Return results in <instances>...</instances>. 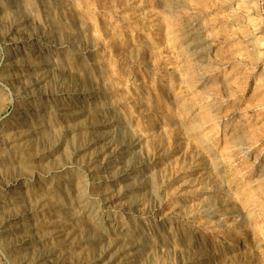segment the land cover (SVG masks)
Instances as JSON below:
<instances>
[{
  "label": "rangeland",
  "instance_id": "rangeland-1",
  "mask_svg": "<svg viewBox=\"0 0 264 264\" xmlns=\"http://www.w3.org/2000/svg\"><path fill=\"white\" fill-rule=\"evenodd\" d=\"M0 6V176L27 175L22 220L37 219L33 233L51 260L264 264V0ZM37 71L47 78L35 82ZM26 85L44 97L28 99ZM79 109L83 118L71 115ZM37 123L57 141L50 152L10 139L11 127ZM19 238H0V264H18Z\"/></svg>",
  "mask_w": 264,
  "mask_h": 264
},
{
  "label": "bare ground",
  "instance_id": "bare-ground-1",
  "mask_svg": "<svg viewBox=\"0 0 264 264\" xmlns=\"http://www.w3.org/2000/svg\"><path fill=\"white\" fill-rule=\"evenodd\" d=\"M27 1H30V0H27ZM28 3H31V2H28ZM10 4V3H9ZM110 4V3H109ZM30 5V4H29ZM24 6V5H23ZM0 8H1V6H0ZM3 8V7H2ZM8 9V8H7ZM13 9V8H12ZM23 9V8H22ZM27 9V8H26ZM30 9V8H29ZM48 9H49V7H48ZM3 10V9H2ZM25 10V9H24ZM131 10V9H130ZM191 11V10H190ZM4 12H6V10L4 11ZM8 12H9V10H8ZM50 13V12H49ZM133 13V12H132ZM2 14V13H1ZM1 14H0V16H1ZM45 15H47V14H45ZM54 16V15H53ZM3 17V16H2ZM16 17V16H15ZM46 17V16H45ZM13 18V17H12ZM54 18V17H53ZM1 19V18H0ZM17 19H22L20 16H19V18L17 17ZM161 19H162V17H161ZM18 20V21H19ZM53 20V19H52ZM21 21V20H20ZM176 21V20H175ZM5 22H7V21H5ZM10 22V21H9ZM23 23V22H22ZM45 23V22H44ZM52 23V22H51ZM7 24V23H6ZM57 24V23H56ZM2 25V24H1ZM59 25V24H58ZM170 25V24H169ZM176 25V24H175ZM22 26V25H21ZM20 26V27H21ZM25 26V25H24ZM128 26V25H127ZM26 27V26H25ZM45 27V26H44ZM171 27V26H170ZM169 27V28H170ZM174 27V26H173ZM196 27V26H195ZM0 28H2V27H0ZM5 28V27H4ZM11 28H12V26H11ZM6 29V28H5ZM16 29V28H15ZM25 29V28H24ZM27 29V28H26ZM65 29V28H64ZM11 30V29H10ZM9 30V31H10ZM52 30V29H51ZM57 30V29H56ZM59 30H61V29H59ZM4 31H6V30H4ZM19 31V30H18ZM17 31V32H18ZM31 31V30H30ZM70 31V30H69ZM81 31V30H80ZM79 31V32H80ZM11 32V31H10ZM22 32L23 31H21V35H22ZM54 32V31H53ZM52 32V33H53ZM177 32V31H176ZM176 32H175V34H176ZM188 32V31H187ZM192 32V31H191ZM57 33V32H56ZM163 33V32H162ZM189 33V32H188ZM30 34V33H29ZM31 34H33V33H31ZM46 34H48V32L46 33ZM12 35H13V33H12ZM16 35V34H15ZM25 35V34H24ZM48 36V35H47ZM55 36V35H54ZM188 36V35H187ZM6 37V36H5ZM25 37V36H24ZM50 37V36H49ZM71 37V36H70ZM192 37V36H191ZM9 38V37H8ZM30 38V37H29ZM33 38V37H32ZM65 38V37H64ZM68 38V37H67ZM21 39V38H20ZM51 39V38H50ZM13 40V39H12ZM12 40H11V42H12ZM22 40V39H21ZM25 40V39H24ZM48 40V39H47ZM67 40V39H66ZM10 41V40H9ZM57 41V40H56ZM59 41V40H58ZM57 41V42H58ZM228 42V41H227ZM102 43H104V42H102ZM244 43V42H243ZM255 43V42H254ZM25 47V46H24ZM30 48V47H29ZM153 50V49H152ZM38 51V50H37ZM10 52V51H9ZM38 54V53H37ZM42 56V55H41ZM16 57V56H15ZM25 58H26V56H25ZM28 58V57H27ZM57 58V57H56ZM49 59V58H48ZM10 60V59H9ZM24 60V59H23ZM43 60H45V59H43ZM54 61L56 60V59H53ZM248 60V59H247ZM52 61V60H51ZM18 62V61H17ZM7 63V62H6ZM11 63V62H10ZM15 63V62H14ZM40 63V62H39ZM13 64V63H12ZM27 64V63H26ZM31 64V63H30ZM48 64H50V63H48ZM53 64V63H52ZM10 65V64H9ZM56 65H57V63H56ZM15 67V66H14ZM48 68V67H47ZM53 68V67H52ZM111 68V67H110ZM44 69V68H43ZM55 69H56V67H55ZM58 69V68H57ZM60 69H61V67H60ZM63 69V68H62ZM6 70V69H5ZM42 70V69H41ZM74 70V69H73ZM72 70V71H73ZM48 71V70H47ZM50 71V70H49ZM54 71V70H53ZM65 71V70H64ZM38 72V71H37ZM56 72H57V70H56ZM55 72V73H56ZM11 73V72H10ZM46 73L47 72H44V71H39L38 73H37V75L35 76L36 77V79H35V82H42V81H44L46 78H47V75H46ZM73 73V72H72ZM75 73V72H74ZM12 74V73H11ZM49 74H51V73H49ZM57 74V73H56ZM83 74V73H82ZM85 74V73H84ZM6 75V74H5ZM53 75H54V73H53ZM75 75V74H74ZM11 76V75H10ZM52 76V75H51ZM57 76V75H56ZM61 76V75H60ZM71 76V75H70ZM69 76V77H70ZM82 76V75H81ZM87 76V75H86ZM27 77V76H26ZM25 77V78H26ZM72 77V76H71ZM20 78L22 79L23 78V75L22 74H15V76L13 77V78H9V77H7L6 79L9 81V80H12V79H19L20 80ZM62 78V77H61ZM86 78V77H85ZM89 78V77H88ZM28 79V78H27ZM33 79V80H34ZM57 79H58V77H57ZM69 79V78H68ZM91 79V78H90ZM192 79V78H191ZM5 80V79H4ZM63 80V79H62ZM48 81V80H47ZM53 81H56V80H53ZM16 82V81H15ZM19 82V81H18ZM22 82V81H21ZM28 82V81H27ZM51 82V81H50ZM60 82V81H59ZM66 82V81H65ZM68 83V82H67ZM79 83H81V81L79 82ZM14 84V83H13ZM42 84V83H41ZM46 84H47V82H46ZM53 84V83H52ZM76 84V83H75ZM32 85V84H31ZM31 85H26V86H24V87H22L23 88V92H24V94H25V97H27L28 99H42V97H44V92H41V91H35V90H32V89H30V87H32ZM44 85V84H43ZM42 85V86H43ZM55 85V84H54ZM13 86V85H12ZM15 86V85H14ZM13 86V87H14ZM18 86V85H17ZM16 86V87H17ZM49 86H51L50 84H49ZM56 86V85H55ZM59 86V85H58ZM75 86V85H74ZM88 86V85H87ZM57 87V86H56ZM64 87V86H63ZM10 88V87H9ZM22 88H20V89H22ZM45 88H47V87H45ZM58 88V87H57ZM61 88V87H60ZM73 88H75V87H73ZM34 89H36V88H34ZM42 89V88H41ZM54 89V88H53ZM59 89V88H58ZM51 90H52V88H51ZM55 90V89H54ZM63 90V89H62ZM56 91H57V89H56ZM83 91V90H82ZM81 91V92H82ZM85 91V90H84ZM47 92H48V90H47ZM60 92V91H59ZM78 92H80L79 90H78ZM56 93V92H55ZM20 94V93H19ZM51 94V93H50ZM49 95V94H48ZM20 96V95H19ZM51 101V100H50ZM19 102H21L20 100H19ZM99 103V102H98ZM89 106V105H88ZM260 106V105H259ZM17 107V106H16ZM58 107V106H57ZM64 107V106H63ZM78 109V108H77ZM84 110H86V108L84 109ZM67 111H69V110H67ZM58 113H60V112H58ZM96 114V113H95ZM69 115V114H68ZM71 115L72 116H74L75 118H78V117H81L82 116V118H83V116H84V114H83V111H80V109L79 110H74L73 111V113H71ZM27 116V115H26ZM96 116H97V114H96ZM99 117V116H98ZM54 118V117H53ZM86 118V121H88V122H90L91 123V127L92 128H96V125L97 124H99V123H97L95 120H94V116H90V115H87V117H85ZM101 118V117H100ZM99 118V119H100ZM103 118V117H102ZM36 119V118H35ZM106 119V118H105ZM29 120V119H28ZM109 120V119H108ZM248 120V119H247ZM79 121V120H78ZM83 121V120H82ZM108 122V121H107ZM2 123V122H1ZM31 123V122H30ZM51 123V122H50ZM66 123V122H65ZM106 123V122H105ZM109 123V122H108ZM31 125V124H30ZM81 125V124H80ZM100 125V124H99ZM61 126V125H60ZM64 126V125H63ZM63 128V127H62ZM22 129V128H21ZM51 129V128H50ZM54 129V128H53ZM103 129V128H102ZM10 130L12 131L11 132V137L12 138H10V139H12L13 141H16V140H21V139H23V142L26 144V146L27 147H31L32 146V144L34 145V144H36L37 145V143L39 144V143H41V144H44V142H45V148H46V150L48 151V152H50L51 151V148L52 149H54V148H56L57 147V145L56 144H54V143H56L57 141L56 140H54V137H52L48 132L49 131H47V129L45 128V127H43L40 123H37V124H35V125H32V126H30V127H25V129H23V130H18L16 127H11L10 128ZM96 130V129H95ZM101 130V129H100ZM104 130V129H103ZM86 131V130H85ZM108 131V130H107ZM100 133H102V131H99ZM104 132V131H103ZM73 133V132H72ZM85 133V132H84ZM106 133V132H105ZM50 135V136H49ZM86 135V134H85ZM84 135V136H85ZM94 135V134H93ZM96 135V134H95ZM82 136V135H81ZM90 136V135H89ZM102 136V135H101ZM106 136V135H105ZM10 137V136H9ZM51 137V138H50ZM56 137V136H55ZM83 137V136H82ZM99 137V136H98ZM77 138V137H76ZM85 138V137H84ZM93 139V138H92ZM99 139V138H98ZM112 139V138H111ZM106 140V139H105ZM123 140V139H122ZM127 140V139H126ZM56 141V142H55ZM82 141H83V139H82ZM87 141V140H86ZM90 141V140H89ZM88 141V142H89ZM111 141V140H110ZM123 142V141H122ZM126 142V141H125ZM128 142H130V141H128ZM131 142H132V140H131ZM230 142V141H229ZM8 143V138H6V136H5V133L3 132V130L0 128V145H3V146H5L6 144ZM11 143H13V142H11ZM47 143V144H46ZM72 143V142H71ZM77 143V142H76ZM124 143V142H123ZM50 144V145H49ZM73 144V143H72ZM104 144V143H103ZM121 144V143H120ZM120 144H119V146H120ZM49 145V146H48ZM80 145V144H79ZM85 145H87V144H85ZM105 145V144H104ZM131 145V144H130ZM20 146V145H19ZM98 146V145H97ZM59 147L61 148L62 147V145H59ZM73 147V146H72ZM71 147V148H72ZM101 148H103L102 146H100ZM99 147V148H100ZM121 147V146H120ZM37 148V147H36ZM4 149V148H3ZM42 149V148H41ZM105 149V148H104ZM107 149V148H106ZM109 149V148H108ZM124 149V148H123ZM15 150V149H14ZM45 150V149H44ZM60 150H62V149H60ZM93 150H94V148H93ZM3 151V150H2ZM1 151V152H2ZM40 151V150H39ZM38 151V152H39ZM65 151V150H64ZM63 151V152H64ZM95 151H97V149H95ZM99 151V150H98ZM112 151H113V149H112ZM131 152V151H130ZM42 153V152H41ZM67 153V152H66ZM65 153V154H66ZM88 153V152H87ZM97 153V152H96ZM49 154V153H48ZM68 154V153H67ZM81 154V153H80ZM112 154V153H111ZM241 154V153H240ZM42 155H43V153H42ZM57 155H58V153H57ZM69 155H71V154H69ZM82 155H84V154H82ZM89 155V154H88ZM105 155V154H104ZM123 155V154H122ZM125 155V154H124ZM24 156V155H23ZM39 156V155H38ZM56 156V155H55ZM59 156V155H58ZM57 156V157H58ZM85 156V155H84ZM83 156V157H84ZM87 156V155H86ZM112 156V155H111ZM130 156V155H129ZM36 157V156H35ZM64 157V156H63ZM78 157H80V155L78 156ZM123 157V156H122ZM4 158V157H3ZM3 158H2V160H3ZM71 158V157H70ZM107 158V157H106ZM5 159V158H4ZM89 159V158H88ZM96 159V158H95ZM111 159V158H110ZM126 159V158H125ZM62 160V159H61ZM70 160V159H69ZM76 160V159H75ZM109 160V159H108ZM4 161V160H3ZM45 161V160H44ZM50 161H51V159H50ZM90 161V160H89ZM115 161V160H114ZM48 162V161H47ZM58 162V161H57ZM87 162V161H86ZM116 162V161H115ZM37 163V162H36ZM61 163V162H60ZM60 163H59V165H60ZM38 164V163H37ZM48 164H50V163H48ZM57 164V163H56ZM91 164V163H90ZM95 164V163H94ZM26 165H27V163H26ZM53 165H55V164H53ZM96 165V164H95ZM98 165V164H97ZM1 166V165H0ZM5 166H6V164H5ZM31 166V165H30ZM62 166H64V165H62ZM14 167V166H13ZM44 167V166H43ZM42 167V168H43ZM54 167V166H53ZM78 167V166H77ZM83 167V166H82ZM95 167V166H94ZM12 168V167H11ZM72 168V167H71ZM84 168H86V167H84ZM4 169V168H3ZM2 169V170H3ZM14 169V168H13ZM87 169H89V168H87ZM18 170V169H17ZM29 170V169H28ZM31 171V170H30ZM54 171H56V170H54ZM86 171V170H85ZM52 172V171H51ZM0 173H1V170H0ZM10 174V173H9ZM23 174V173H22ZM42 174V173H41ZM56 174V173H55ZM66 174V173H65ZM33 175V174H32ZM53 175V174H52ZM37 176V175H36ZM42 176V175H41ZM59 176V175H58ZM26 177H27V175H18V176H16V177H14V178H12V179H3L1 176H0V238L1 239H5V240H7V242H8V239H14L15 237H17L18 235H20V238L19 239H17V240H15V242H16V247H17V252L16 253H14V257L17 259L18 257H20L21 256V258H20V260L19 261H17V263L18 264H27V262H30L31 263V261L34 259H36V260H45V263L44 264H66L65 262H63V263H57V261H54V260H51L50 259V257L52 256V255H49L50 254V249H45L44 247H42L43 245H42V239H39L38 237H36V234L35 233H33L34 231V222L33 221H31V220H33L32 218L30 219H27V220H25V219H23L22 220V218H24L23 217V214H29V209H27L25 206H23V205H21V204H24V202H31V200H30V196H29V198H28V196H27V191H26V189H25V186H24V179H26ZM63 177V176H62ZM70 177V176H69ZM96 177H98V176H96ZM28 178V177H27ZM31 179V178H30ZM53 179V178H52ZM95 179H97V178H95ZM43 181V180H42ZM76 181V180H75ZM86 183V182H85ZM79 184V183H78ZM82 184V183H81ZM87 184V183H86ZM64 191V190H63ZM74 191V190H73ZM114 192V191H113ZM95 193V192H94ZM99 193V192H98ZM82 194V193H81ZM44 196H45V199L47 200V201H52V203H44V205H46L47 207H49V208H54V206H56L55 204L56 203H53L54 201L56 202V200H55V196L52 194V193H49V192H45L44 193ZM79 196V195H78ZM5 197H8V199L9 200H6V198ZM35 198V197H34ZM38 199V198H37ZM40 199V198H39ZM28 200H30V201H28ZM78 200H79V202H80V204H81V208L83 209V211H84V213H86V214H88L87 213V210H86V208H84L85 207V205H84V203H83V200H82V198H80V197H78ZM89 201V200H88ZM78 202V203H79ZM42 204V203H41ZM72 205L71 204V202L70 203H67V200L66 199H64L63 198V201H61V205L63 206V209L65 210V211H68V207H66V205ZM79 204V205H80ZM22 206L21 207V209L19 208V206ZM43 205V204H42ZM34 206H35V204H34ZM9 207H11V208H14L13 209V211L11 212V211H9ZM57 208V207H56ZM39 209V208H38ZM58 209V208H57ZM29 210V211H28ZM62 210V209H61ZM70 211V210H69ZM72 211V210H71ZM67 214L69 215L70 213H68L67 212ZM72 214V213H71ZM80 214H81V212H80ZM86 214H84V215H86ZM69 217H71V216H69ZM87 217V219L89 220L90 218L88 217V215L86 216ZM36 219V218H35ZM52 219V218H51ZM59 219V218H58ZM80 219V218H79ZM37 220V219H36ZM53 220V219H52ZM12 221H19V223L17 222V224H10ZM51 221V220H50ZM56 221V220H55ZM57 222V221H56ZM66 222V221H65ZM92 222V221H91ZM90 222V224L88 225V226H94V222H92L91 223ZM54 223V222H53ZM44 224V223H43ZM37 225H39V224H37ZM73 226V225H72ZM74 227V226H73ZM86 227V226H85ZM79 228V227H78ZM83 228V227H82ZM97 228V227H96ZM53 229V228H52ZM70 230V229H69ZM52 231H54V230H52ZM38 232V231H37ZM80 233V232H79ZM81 234V233H80ZM35 235V236H34ZM67 235V234H66ZM73 237V236H72ZM96 237V236H95ZM108 237V236H107ZM62 238V237H61ZM85 238V237H84ZM97 238V237H96ZM110 238H112V237H110ZM129 239V238H128ZM109 240V239H108ZM113 240H114V238H113ZM3 241V240H2ZM62 241V240H61ZM106 241V240H105ZM110 241V240H109ZM109 241H107V242H109ZM58 242V241H57ZM137 242V241H136ZM2 243H4V242H2ZM61 243V242H60ZM65 243V242H64ZM105 244V243H104ZM3 245V244H2ZM5 245V244H4ZM11 245V244H10ZM13 245H15V244H13ZM79 245V244H78ZM84 245V244H83ZM122 245V244H121ZM8 246V245H7ZM89 246V245H88ZM103 246V245H102ZM118 246V245H117ZM130 246V245H129ZM5 247V246H4ZM85 247V246H84ZM106 247H108V246H106ZM122 247H123V245H122ZM124 248V247H123ZM97 249H98V247H97ZM103 249V248H102ZM81 250V249H80ZM86 250H91V248H86ZM99 250V249H98ZM101 250V249H100ZM104 251V250H103ZM127 251V250H126ZM39 252V253H38ZM61 252V251H60ZM70 252V251H69ZM102 252V251H101ZM117 252V251H116ZM124 252V251H123ZM64 253V252H63ZM129 253H130V251H129ZM8 254V253H7ZM78 254V253H77ZM92 254H93V252H92ZM4 255V254H3ZM60 255V254H59ZM95 255V254H94ZM111 255H113V254H111ZM125 255V254H124ZM128 255V254H127ZM7 256V255H6ZM57 256V255H56ZM66 256V255H65ZM99 256V255H98ZM9 257V256H8ZM13 257V258H14ZM62 257V256H61ZM76 257V256H75ZM112 257V256H111ZM121 257V256H120ZM53 258V257H52ZM142 258V257H141ZM48 259H50V260H48ZM79 259V258H78ZM99 259V258H98ZM124 259V258H123ZM132 259V258H131ZM60 260V259H59ZM75 260V259H74ZM126 260V259H125ZM10 261V260H9ZM12 261V260H11ZM10 261V262H11ZM65 261V260H64ZM98 262L96 263V264H117L116 262H114V260H113V258H108V260H106L105 259V261L104 262H101L100 260H97ZM120 261V260H119ZM143 261V260H142ZM146 261V260H145ZM72 262V261H71ZM78 262V264H95V258H92V257H84L83 259L82 258H80L78 261H76V263ZM42 263V262H41ZM74 263V262H73ZM32 264V263H31ZM70 264V263H69ZM119 264V263H118ZM142 264V263H141Z\"/></svg>",
  "mask_w": 264,
  "mask_h": 264
}]
</instances>
